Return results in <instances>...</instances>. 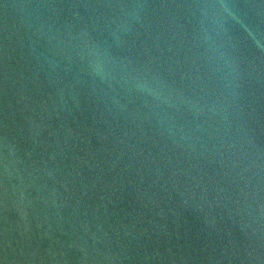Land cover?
I'll return each mask as SVG.
<instances>
[{"label": "water", "instance_id": "obj_1", "mask_svg": "<svg viewBox=\"0 0 264 264\" xmlns=\"http://www.w3.org/2000/svg\"><path fill=\"white\" fill-rule=\"evenodd\" d=\"M0 264H264V0H0Z\"/></svg>", "mask_w": 264, "mask_h": 264}]
</instances>
